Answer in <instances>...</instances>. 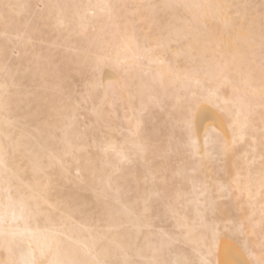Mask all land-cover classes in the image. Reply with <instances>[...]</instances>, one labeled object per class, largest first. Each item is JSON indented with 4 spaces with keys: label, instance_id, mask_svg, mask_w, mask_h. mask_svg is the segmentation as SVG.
<instances>
[{
    "label": "bare ground",
    "instance_id": "1",
    "mask_svg": "<svg viewBox=\"0 0 264 264\" xmlns=\"http://www.w3.org/2000/svg\"><path fill=\"white\" fill-rule=\"evenodd\" d=\"M0 264H264V0H0Z\"/></svg>",
    "mask_w": 264,
    "mask_h": 264
},
{
    "label": "snow or ice",
    "instance_id": "2",
    "mask_svg": "<svg viewBox=\"0 0 264 264\" xmlns=\"http://www.w3.org/2000/svg\"><path fill=\"white\" fill-rule=\"evenodd\" d=\"M189 127H191V121H189Z\"/></svg>",
    "mask_w": 264,
    "mask_h": 264
}]
</instances>
